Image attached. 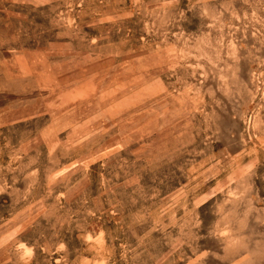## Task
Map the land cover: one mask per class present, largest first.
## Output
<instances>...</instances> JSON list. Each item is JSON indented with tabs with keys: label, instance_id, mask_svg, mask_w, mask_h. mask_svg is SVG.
I'll list each match as a JSON object with an SVG mask.
<instances>
[{
	"label": "rangeland",
	"instance_id": "374dc122",
	"mask_svg": "<svg viewBox=\"0 0 264 264\" xmlns=\"http://www.w3.org/2000/svg\"><path fill=\"white\" fill-rule=\"evenodd\" d=\"M0 264H264V0H0Z\"/></svg>",
	"mask_w": 264,
	"mask_h": 264
}]
</instances>
